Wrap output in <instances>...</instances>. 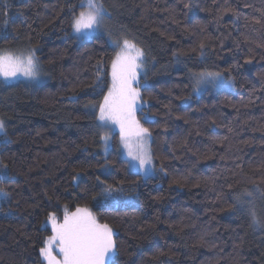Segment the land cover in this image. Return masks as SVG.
<instances>
[{
	"label": "trees",
	"instance_id": "1",
	"mask_svg": "<svg viewBox=\"0 0 264 264\" xmlns=\"http://www.w3.org/2000/svg\"><path fill=\"white\" fill-rule=\"evenodd\" d=\"M100 2L111 38L145 53L138 120L157 172L131 170L118 132L103 149L118 48L109 32L72 35L80 0H0V52L32 49L48 76L0 80V264H47L48 215L77 207L113 229L115 264H264V0ZM201 71L222 78L195 91ZM105 185L123 190L116 203L98 195Z\"/></svg>",
	"mask_w": 264,
	"mask_h": 264
},
{
	"label": "snow or ice",
	"instance_id": "2",
	"mask_svg": "<svg viewBox=\"0 0 264 264\" xmlns=\"http://www.w3.org/2000/svg\"><path fill=\"white\" fill-rule=\"evenodd\" d=\"M79 7L81 10L73 13L71 21L73 32L78 38L90 40L106 30L105 21L109 14L100 0H80ZM108 35L110 44L117 47L119 51L115 53L111 61V84L103 101L99 104L98 120L119 125L121 140L131 158L129 166L138 168L145 175H151L156 170L152 167V154L147 146L150 133L136 119V110L140 106L141 99L139 71L143 68L145 53L126 38L122 41L112 40L110 32ZM200 47L203 48L204 45L201 44ZM246 63H251V59ZM102 71V68H98L97 81L102 82L100 75ZM18 74L29 79L38 78L39 61L34 50L29 49L26 54L22 52L19 55L12 52L0 53V76L7 80L17 77ZM191 76L195 80L194 90L199 91L202 84L215 83L221 79L222 73L201 71L193 72ZM144 79H147L146 74ZM97 87H100V84H97ZM147 119L151 120L152 117L147 116ZM0 133L7 142V132L2 120H0ZM101 140L107 150L109 136L105 134ZM7 167L6 164H0V180L9 178ZM160 171H163V168ZM97 181L104 185L99 177ZM180 182L179 179L173 181L177 184ZM117 191L123 190L114 188L112 185H105L98 195L103 197L105 203H116L117 197L114 193ZM7 196L8 193L0 188V198H7ZM96 198V196L93 197V199ZM236 199L238 203L242 202L240 197ZM249 213L254 224L261 223L254 211L249 210ZM47 220L51 223L53 234L47 238L45 247L40 249V255L47 264H115L116 245L113 229L108 224L99 223L88 208L77 207L75 211H65L62 221H58L57 216L50 213ZM53 244L62 259L53 255Z\"/></svg>",
	"mask_w": 264,
	"mask_h": 264
},
{
	"label": "rangeland",
	"instance_id": "3",
	"mask_svg": "<svg viewBox=\"0 0 264 264\" xmlns=\"http://www.w3.org/2000/svg\"><path fill=\"white\" fill-rule=\"evenodd\" d=\"M106 23V22H105ZM109 31H108V26H107V24H106V30L105 31H102L101 33H108ZM72 35L73 36H75L78 40H80V41H84V40H88V39H83V38H78L77 37V35L73 32V30H72ZM112 39V38H111ZM113 40V39H112ZM118 51H119V49H118ZM4 52H12L13 54H16V55H19L20 53H27V52H24V51H22V52H13V51H8V50H5V51H2V52H0V53H4ZM36 56V55H35ZM146 70H147V68H146V56H144V62H143V68L142 69H140V71H139V76H140V81H141V78L142 77H144V75H145V73H146ZM39 76H38V78H36V79H29V78H26V77H24V76H22V75H17V77H15V78H11V79H5L4 77H2V76H0V80L1 81H3L4 83H15V82H18V81H26V82H28V83H33V84H37V85H39L40 83H42L48 76H47V74L45 73V71L43 70V68L41 67V65L39 64ZM41 79V80H40ZM142 82V81H141ZM232 89H234V84H233V86H232ZM139 107L137 108V110H136V119L138 120V111L142 108V106H143V102H142V100L140 99V101H139ZM98 114H99V112H98ZM0 120H2V121H4V124H5V129L7 130V127H6V122H5V120L4 119H2L1 117H0ZM140 122V121H139ZM98 124H99V131H100V133H101V137L103 136V135H105V134H107L108 136H109V145H108V148L112 145V139H113V134L114 133H116V132H118V133H120V131H119V125H117V124H114V123H112V122H107V123H104V122H101V121H99L98 120ZM140 124H141V122H140ZM103 125V126H102ZM142 125V124H141ZM143 126V125H142ZM144 127V126H143ZM0 134H2V133H0ZM120 139V148H121V153H122V155L130 162V157L128 156V154H127V149L125 148V146H124V142L121 140V137L119 138ZM133 143H134V140H133ZM147 146H148V148L150 149V151H151V154H152V150H151V137L149 136L148 138H147ZM108 148H107V150H108ZM103 149H104V151L106 152L107 150H105V146H104V144H103ZM152 167L156 170L153 174H151V175H155L156 174V172H157V169H156V165H155V162H154V159H153V156H152ZM131 168V170H133V171H136V172H139V173H141L144 177H147V176H149V175H145L142 171H140L138 168H136V167H130ZM250 196V195H249ZM82 208H84V207H82ZM86 208H88V207H86ZM89 209V208H88ZM90 210V209H89ZM91 211V210H90ZM70 212V211H69ZM46 225H49L50 227H51V223L50 222H48V221H46ZM113 233H114V231H113ZM52 252H53V255H56L57 256V258L58 259H62V256H60V254L58 253V249L56 248V246H55V244H53V246H52Z\"/></svg>",
	"mask_w": 264,
	"mask_h": 264
}]
</instances>
